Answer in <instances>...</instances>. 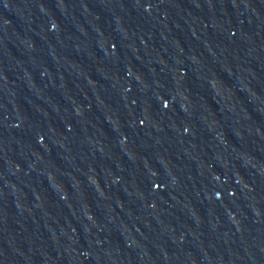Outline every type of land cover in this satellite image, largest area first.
<instances>
[{"label": "water", "instance_id": "1", "mask_svg": "<svg viewBox=\"0 0 264 264\" xmlns=\"http://www.w3.org/2000/svg\"><path fill=\"white\" fill-rule=\"evenodd\" d=\"M0 264H264V0H0Z\"/></svg>", "mask_w": 264, "mask_h": 264}]
</instances>
